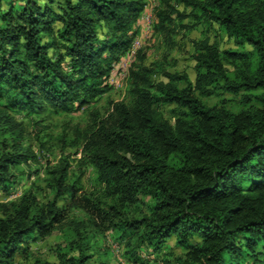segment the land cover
<instances>
[{
    "label": "trees",
    "instance_id": "obj_1",
    "mask_svg": "<svg viewBox=\"0 0 264 264\" xmlns=\"http://www.w3.org/2000/svg\"><path fill=\"white\" fill-rule=\"evenodd\" d=\"M174 1L196 24L214 22L251 51H225L230 71L216 40L195 42L194 82L160 64L166 81L154 80L152 67L131 69L127 99L105 117L92 109L74 132L71 145L93 168L99 194L80 192L82 171L71 179L66 159L47 168L51 199L27 190L0 202V264H16L29 240L51 234L65 216L63 197L94 233L124 240L131 263L141 248L159 252L173 238L184 250L176 264H264V0ZM144 3L0 0V191L9 194L17 166L36 160L16 114L37 125L44 119L34 115L67 113L103 93ZM156 16V30L170 33L185 14L165 0ZM224 93L237 110L201 99ZM171 104L166 117L162 106ZM74 246L78 254L36 264H87V247Z\"/></svg>",
    "mask_w": 264,
    "mask_h": 264
},
{
    "label": "rangeland",
    "instance_id": "obj_2",
    "mask_svg": "<svg viewBox=\"0 0 264 264\" xmlns=\"http://www.w3.org/2000/svg\"><path fill=\"white\" fill-rule=\"evenodd\" d=\"M164 1L144 0V6L130 32H135L132 42L138 40L139 48L134 58L129 59L130 65L125 79H120L119 75H116L120 71L119 62L126 52L112 64L111 72L114 70V74L106 82L105 91L89 102L82 105L76 103L73 110L59 115L48 113L34 115V119H44L37 125L32 124L31 117L25 112L16 114L25 128L24 145L34 152L36 160H28L17 166L15 182L10 193L5 194L0 191V202L18 199L27 190H31L40 201L45 202L51 199L52 192L47 184L46 169L58 165L62 158L68 162V174L71 179L74 172L82 171L80 192L89 196L99 194L100 189L95 181L93 168L84 164L80 146L71 145L75 138L74 132L76 128L82 130L89 122L92 109L105 117L111 111L114 102L127 99L128 77L131 69L142 65L152 67L157 70L152 75L153 79L166 81L160 72L159 66H162L167 72L186 74L194 82L195 42L204 38H208L209 42L216 40L221 50L223 65L230 71H233V61L224 54L225 51H251L247 45L237 46L234 40L214 22L202 21L196 24L193 17L187 15L190 9L174 0H170V3L185 16L176 21L172 32H159L155 27L158 22L156 12L164 7ZM233 98L230 93L201 97L202 101L208 105L221 104V100H225L227 106L237 110L238 104ZM174 107V104L162 106L164 115L170 117ZM61 135L65 138L64 143L59 141ZM58 205L65 206L62 222L47 237L29 240L27 248L25 247L26 254L22 255L20 252L16 254V264H36V261L44 260L57 262L63 255L78 254L74 246L76 243L83 249L87 247L83 250L90 256L87 264H100L102 261L109 264H176L175 259L184 253V250L177 247L174 239L171 238L167 247L159 252L141 248L140 261L131 263L124 254L126 249L124 240L119 239L115 232L105 231L103 235L94 233L92 225L86 222L85 212L71 207L66 197L61 198ZM80 220H84L86 227L76 229L75 223ZM69 241L74 242L72 250H70Z\"/></svg>",
    "mask_w": 264,
    "mask_h": 264
},
{
    "label": "built area",
    "instance_id": "obj_3",
    "mask_svg": "<svg viewBox=\"0 0 264 264\" xmlns=\"http://www.w3.org/2000/svg\"><path fill=\"white\" fill-rule=\"evenodd\" d=\"M139 48V41L138 40H134L131 43V46L129 47V49L126 51V54L123 58H121L119 64H120V71L118 72V74L116 76L119 75L120 79H125L127 77V70H128V66L130 65L129 59L134 58L136 50ZM114 74V70L111 72L110 74V79L111 77H113Z\"/></svg>",
    "mask_w": 264,
    "mask_h": 264
}]
</instances>
